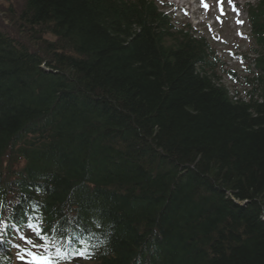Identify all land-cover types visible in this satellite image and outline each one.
I'll list each match as a JSON object with an SVG mask.
<instances>
[{"label": "trees", "instance_id": "obj_1", "mask_svg": "<svg viewBox=\"0 0 264 264\" xmlns=\"http://www.w3.org/2000/svg\"><path fill=\"white\" fill-rule=\"evenodd\" d=\"M161 3L25 0L34 47L0 29V264L40 216L89 242L56 264H264V0L248 103Z\"/></svg>", "mask_w": 264, "mask_h": 264}, {"label": "rangeland", "instance_id": "obj_2", "mask_svg": "<svg viewBox=\"0 0 264 264\" xmlns=\"http://www.w3.org/2000/svg\"><path fill=\"white\" fill-rule=\"evenodd\" d=\"M24 1L25 0H0V29L4 30L11 36L21 39L26 44L30 43V46L34 47V42L31 38V35L23 27H21L18 20V14L20 9H22V6H24ZM166 1L167 3L173 1L178 2V4L174 3V7L177 9L175 13V21L182 25L190 24L195 31L199 32L201 36L206 37L212 47H214L219 52L220 56L223 57L225 62L230 64L233 63L230 62L232 61V58H229L231 55L235 53L242 54L249 49L250 42L246 38V35L249 34V29L248 24L244 23L246 20V14H244V10L241 8H237L236 10L234 8L231 11L232 6H230L227 10L231 11L232 13L230 12L227 14L225 18H220V12H218L217 8H214L216 2L217 5L224 4L227 6V1L229 0H219V2L218 0H206V3L204 4L208 5V10L211 8L209 12L203 10L204 6L199 9V5L196 4L197 0H194L195 2L190 7L183 0ZM186 1L189 3V0ZM231 1H234L239 7L247 2H255V0ZM187 6L190 8L188 11ZM11 9L13 10V13H10ZM181 9L185 11L182 12ZM191 10L195 12H191ZM185 12H187V14ZM185 16H187V19ZM207 24H212L211 26H213V28ZM202 25H207L208 27L204 29L202 28ZM198 26H200L202 29L197 30L196 27ZM208 30H212L213 35H210L211 32H208ZM44 37L46 39H51V36L49 35H44ZM234 68L240 72L239 65L234 66ZM19 239L22 240L23 237L19 236ZM29 245L30 244L26 243L25 247H28Z\"/></svg>", "mask_w": 264, "mask_h": 264}, {"label": "snow or ice", "instance_id": "obj_3", "mask_svg": "<svg viewBox=\"0 0 264 264\" xmlns=\"http://www.w3.org/2000/svg\"><path fill=\"white\" fill-rule=\"evenodd\" d=\"M231 2V0H229ZM203 3V0H202ZM203 6L207 9L208 5L203 4ZM222 11V9H221ZM3 207V204L0 203V208ZM22 211V210H21ZM33 211H36V208H33ZM12 218H15L13 215ZM7 219V217H0V228L4 227V220ZM37 219L40 221V223H33L32 219L30 217L27 218V227L30 229V233L34 234L35 239H27L26 243L32 245L34 249H37V251H31L29 250L26 255L29 258L27 260V264H56V259H54V256L52 254V249H55V258H58L60 260L67 259L68 252L63 250L64 244L58 243L60 240H64L65 243H81L87 244L88 241H85L83 239V236L80 237V241H76L74 238L69 239L68 236V229L64 226H60L56 229H52L51 227L45 229L44 228V220L45 218L43 216L37 217ZM55 232V235L52 234H43V233H52ZM42 249V251L40 250ZM76 256H79L83 259H91L92 257L88 253L87 248H83L81 250L80 247H75L72 250ZM22 261L25 259L24 256L19 257Z\"/></svg>", "mask_w": 264, "mask_h": 264}]
</instances>
